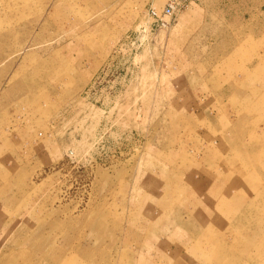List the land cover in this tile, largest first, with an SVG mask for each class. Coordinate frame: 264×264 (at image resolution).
Wrapping results in <instances>:
<instances>
[{"label":"rangeland","instance_id":"374dc122","mask_svg":"<svg viewBox=\"0 0 264 264\" xmlns=\"http://www.w3.org/2000/svg\"><path fill=\"white\" fill-rule=\"evenodd\" d=\"M0 0V264H264V0Z\"/></svg>","mask_w":264,"mask_h":264},{"label":"built area","instance_id":"2783aa9c","mask_svg":"<svg viewBox=\"0 0 264 264\" xmlns=\"http://www.w3.org/2000/svg\"><path fill=\"white\" fill-rule=\"evenodd\" d=\"M155 1H159L160 6L147 3V13L154 26L162 31L170 28L176 16L187 9L194 0H150V2Z\"/></svg>","mask_w":264,"mask_h":264}]
</instances>
